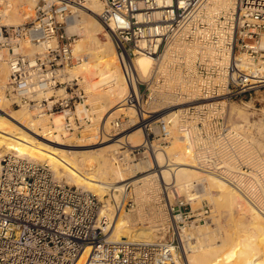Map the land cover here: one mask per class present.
<instances>
[{"label": "built area", "instance_id": "2783aa9c", "mask_svg": "<svg viewBox=\"0 0 264 264\" xmlns=\"http://www.w3.org/2000/svg\"><path fill=\"white\" fill-rule=\"evenodd\" d=\"M16 1L0 0V73L2 65L7 68L0 102L3 96L11 106L39 116L59 113L66 131L81 129L91 122L85 90L76 77L61 78L85 58L74 53L76 34L68 32L67 21L87 0H21L18 7L29 11L24 20L7 22ZM100 2L96 17L113 39L127 85L119 104L135 111L134 116L113 118L106 136L133 126L143 131L141 143L124 153L125 148L113 151L117 165L126 168L146 158L148 170L155 168L150 154L173 135L170 118L156 114L174 106L179 108L181 139L191 144L203 127L239 135L226 121L228 99L264 83L257 81L259 74L237 65L242 56L234 49L249 50L254 60L255 43L264 29V0H232L216 9L208 6L209 0ZM141 54L151 59L142 77L134 64ZM78 104L88 112L78 113ZM202 154L217 164L233 165L212 150ZM197 167L205 173L218 171L202 162ZM130 183L109 187L103 201L88 189L59 181L46 162L2 154L0 264H185L179 230L211 222V205L193 209L175 183L160 182L156 199L163 201L173 225L153 241L112 240L115 214L134 207L127 195Z\"/></svg>", "mask_w": 264, "mask_h": 264}, {"label": "bare ground", "instance_id": "6f19581e", "mask_svg": "<svg viewBox=\"0 0 264 264\" xmlns=\"http://www.w3.org/2000/svg\"><path fill=\"white\" fill-rule=\"evenodd\" d=\"M211 1L212 0H209L208 2L209 7L212 3ZM213 1L217 5L223 7L232 3V0ZM260 6L261 5H258V7ZM100 9V0H87L84 6L77 8L74 16L68 19V32H73L78 36L75 38L73 46L74 52L85 50L89 59L87 61L83 60V62L69 68L66 72L68 76H74L79 75V73L85 69L94 67L93 69H95L97 73L96 76H99H97V81L103 84L101 91L97 92L100 95L98 98L103 99L111 110L120 111L127 109L129 112L126 113V115L134 116L135 111L133 107L125 106L126 108H123V106L119 104V101L127 91V85L117 62L113 39L96 17V13H98ZM14 10L13 8L6 18L10 23H18L20 20V18L13 13ZM262 45L264 46V42ZM241 60L242 61L237 63L239 67L247 65V61L242 58ZM134 64L139 76L142 77L147 73L151 64V59L149 56L141 54L135 57ZM260 66L259 69H256V71H259H255V73H257V75L259 74V77H262L257 81H263L264 83V62L261 63ZM4 76V78H6L7 73L4 72ZM87 95H89L88 91ZM1 97L0 104L6 108V115L0 112V148L3 147L6 148V150L0 149V156L4 152L11 153L12 150L9 149L13 148L20 156L22 154V156H28L27 158L29 159L39 158L47 161L53 169L54 175L59 179L61 176H64L67 181L71 180L78 185L88 188L97 193L100 198H103V194L106 192L107 187H112L114 183L126 179L123 177L122 168L116 163L108 160L100 161L99 168H97V162L95 159L91 158L89 162L94 164L93 166L95 169L93 166V168H90L91 166L88 168L80 166L79 162L75 159L80 156L78 159L81 160L84 159V156L81 158V153L76 155L77 152L74 149H68L62 146V143L59 142L58 134L54 136V130L50 128V124L54 122V129H63L62 114H55L51 119L52 121H49L48 117H43L41 120L30 119L29 115H27L29 113L27 112H19L20 114L11 112L12 110L7 108L8 104H3V96ZM78 105H80L81 108H79L80 106L78 107ZM78 105V113L83 111L82 113L86 114V112H88L83 108L84 106L82 104ZM178 113L179 108L176 106L162 110L157 113L156 116L165 118L164 116L166 115V119L170 118V127L175 133L177 130L179 131L177 127ZM12 118L19 120L25 118V121H27L25 126L28 125L26 126L27 128L24 130L15 128ZM37 127L42 128L40 131L41 135L38 136L35 131ZM94 129L95 131L93 134L85 137L86 140H93L98 137V134L101 136L108 134H102L97 124H95ZM125 131L126 130L113 137L106 136L109 140H112V142H109V150L114 151L118 145L119 147H117L116 150L118 151L119 148H125L121 150L124 153L126 147L129 148L131 146L122 142ZM142 136L143 131L140 127L136 130H132L128 134L129 140L133 141L132 143L135 144ZM172 136H174V138L170 140L169 145L157 147L154 152L150 154L151 158L156 160L158 167L159 165L162 168L164 167L163 169L159 167V175L161 174L159 176L160 181L164 183L173 182L177 186V189L184 190L185 193L188 191L185 195H187V199H190V201L194 199L199 200L200 197L208 194L209 188L216 187L218 189L216 204L226 212L224 220H222L223 217L220 216L223 210H218L217 214L211 215V222L207 223L206 226L199 225L196 226L195 229H186L185 227L179 230L185 264H264V188L261 185L263 180L260 182L259 179L261 174L255 175L253 172L245 171L238 166H232L225 162L217 164L214 160L204 157V154H195L193 151L194 149L192 150V141L188 140L187 142V139H181V135L177 134V132ZM118 138L120 139L116 140ZM93 143L95 142H91V144ZM4 144L7 145L4 146ZM70 151L75 153L70 154ZM248 157L247 159L251 158ZM148 161L149 166L150 160ZM196 161L202 162L203 166L214 167L218 170L217 174L203 172L197 167ZM134 167L135 169L137 168L136 166ZM102 175H104L103 178L99 179ZM152 175L153 174H146L139 178L145 180L144 183L142 182L143 184H148ZM135 182L137 181H132L130 185ZM193 182H197L201 185L200 188L202 192L200 194H195L196 192L190 191ZM117 186L119 187V185ZM142 189L143 188H141L140 192ZM244 198L246 200H244ZM127 218L128 217H126L123 212L115 214L113 225L110 229V239L119 240L127 238L153 241L157 238L155 228H151L150 226L134 227L131 225V222L129 223Z\"/></svg>", "mask_w": 264, "mask_h": 264}, {"label": "rangeland", "instance_id": "374dc122", "mask_svg": "<svg viewBox=\"0 0 264 264\" xmlns=\"http://www.w3.org/2000/svg\"><path fill=\"white\" fill-rule=\"evenodd\" d=\"M211 2L212 3L210 5V7H212L213 9L223 7V6L217 5L213 0ZM20 3H21V0H17L15 2L16 8H14L15 10L13 12L20 18L19 22L23 21L24 20V14L29 12V11H26V13H23V10L26 9L27 6L18 7L19 6L18 4H20ZM84 12H86V11H84ZM77 37L78 36L76 35L75 38H77ZM74 42H75V40H74ZM263 42H264V29L260 32L259 36L257 37V42L255 43L258 52L255 55L254 60H252V56H251L249 50H247L245 48H238V47L234 49V52H235L237 57L240 55V56H242L241 57L242 59L247 61V65L240 66L241 69H245L247 71H253L254 70V72L256 71V69H259V66L261 65V63L264 62V46L262 45ZM85 52H86L85 50H79V51H76L74 53L76 55L77 54L85 55V58L83 60L87 61L89 59V57H87V54ZM246 66H248L249 68ZM5 67H6L5 65L1 66V73H0V82L1 83H3V81L5 79L4 78L5 77L4 72L7 73V71H6L7 68H5ZM71 67H73V66H71ZM71 67H68L65 70V72L68 71L69 68H71ZM93 68L85 69L84 71L79 73V75L68 76V78L76 77L80 86L84 88L85 93H86V101L85 102L88 104L90 103L89 104V109H90L89 115H91V122L88 123L86 126L82 127L81 129H78L74 132L66 131L64 128H63L64 130L62 128H61L62 130H60V128L54 129V122H52V123L50 122L51 123L50 128L53 129L54 130L53 132L55 133L53 135L55 136L58 134L59 142L62 143V146L67 147L68 149H74L77 152L76 155L81 153L82 154L81 158H83V156H84V159H81V160L78 159V158H80V156H78V158L75 159V160H77V162H79L80 166L83 168H88L90 166H91L90 168L94 167L93 166L94 164L89 162V160L91 158L95 159V161L97 162L96 163L97 168H99L100 161L108 160L110 162H114V160L112 158L113 151L109 150V148H110L109 142H112V140H109L106 137V135L101 136L100 134H98V137L94 138L93 140L92 139L86 140L85 137H87V135L93 134V132L95 131V129H94L95 124H97V126L99 127V130H100V132H102V134L110 133L111 120L117 116L122 117L123 115H125L126 113L129 112L127 109L120 110L121 112L111 110L110 107L107 105L106 102H104L103 99L98 98L100 95L97 92L101 91L103 84L97 81L99 76L98 75H97L98 77L96 76L97 73H96L95 69H93ZM258 71H256V72H258ZM65 72H64V77L61 79H66L67 72L66 73ZM87 91L89 92V95H87ZM87 99H89V100H87ZM3 104H6V105L8 104L7 108L9 110H12L11 112H13L14 114H16V113L20 114L19 112L29 113L27 115H29L30 119L32 118L35 120H41L43 117H48V119L50 121L55 115V114H51V115L39 116V115L35 114L34 111H32L30 109H26L25 107L11 106L9 104V101L6 99L3 100ZM227 105L230 107V109H229L228 116L226 117V121L234 127L235 131L239 132V135H237V134L231 135V136L226 135L227 133L223 128L215 129V127L214 128L213 127H203L201 129H198V131H197L198 132L196 135L197 140L192 144V150L194 149L193 151L195 154L207 153V152H210L212 150V151L218 153L217 156L221 160L224 159L226 162L228 161V162L232 163L233 165L241 166L243 170H244V168L247 171L251 170L250 172L255 173V175L261 174V177L259 179H260V182L263 180L261 182L262 183L261 185L264 188V179H263L264 178V172H263L264 171V169H263L264 168L263 167L264 166L263 165L264 164V85L261 87L250 89V90L245 91L239 95L230 97L228 99ZM79 106L80 105H78V107ZM79 108H81V106ZM15 110H18V111H15ZM0 112L3 115H6V108L4 106H2L1 104H0ZM164 117L166 118L167 116L165 115ZM12 120L14 122L15 128H17V129L24 130L25 128H27L26 126H28V125L25 126V124H27V121H25V118L22 120L12 118ZM108 120H109V124H108ZM62 123H63V117H62ZM130 128L126 129V131L123 135L124 138H123L122 142L127 143L128 146L138 145L139 143H141L143 136L136 142V144L132 143L133 141L129 140L128 134L132 130L138 129V127L133 126ZM38 130H39V132H38ZM41 130H42L41 127H37V129L35 130L37 133V136L41 135V132H40ZM176 132L179 135H181L180 133H182V131H178V130ZM176 132L175 133L173 132V134H176ZM43 136H45V135H43ZM54 136H51V137H54ZM173 138H174V136H172V138L170 140H173ZM119 139L120 138H118L116 140H119ZM170 140L167 143L162 144V146L169 145ZM91 142H95V143L91 144ZM6 145L7 144H4V146H6ZM117 147H119V146L117 145ZM117 147L115 148V150L117 149ZM0 149L6 150V148H3V147H1ZM9 150H12L11 153H15V152H16L15 154L18 153L13 148L9 149ZM4 153H6V152H4ZM4 153H2V154H4ZM69 153L71 154V153H75V152L70 151ZM17 155H19V154H17ZM21 156H22V154H21ZM223 156H224V158H223ZM245 156H247V157L249 156L251 158L254 157V158L251 159L248 157L249 159H247V157H245ZM24 157H28V156L24 155ZM32 159L33 160L36 159L35 161H38V162H46L49 165L50 169L53 171V169L51 168L50 164L47 161L41 160L39 158H32ZM145 160H146V158H141V159L137 158L133 162V164L135 163L134 165L132 164L126 168L120 166L122 168L123 177L126 179L123 181L114 183V185L117 186V185H120L124 182L137 181V182H135L129 186V190L127 192L128 197L134 202V207L129 211L126 210L123 214H125L126 217H128L127 219L129 220V223L131 222V225L134 227L150 226L151 228H155L156 229V237H158L160 235H163V233L167 230V227L169 225H173L174 221L172 220V218L168 214V211H167L166 207L164 206L163 201H159L158 196L156 199V195H158V193H159V184H160V182H162L159 179V176L161 175V174L159 175V170H160V168L163 169L164 167L162 168L159 165V167H160L159 168L155 162L156 160L153 159L155 169H149V171H147L149 168L148 167L149 161L148 160L145 161ZM257 160L259 161L260 165L258 164ZM197 162L198 161H196V165H197ZM134 166H136L137 168L135 169ZM94 169H95V167H94ZM53 173H54V171H53ZM146 174H153L150 177V181H149L151 183L148 182V184H143L145 182V180H142L140 178ZM103 176L104 175L99 177V179H102ZM55 177L59 181L85 188L84 186L78 185L74 181H71V180L67 181L64 176H61L60 179L56 175H55ZM193 183L196 185L192 186L193 188L191 187L190 191L196 192L195 194H200L202 192L201 188H200L201 185L198 184L197 182H193ZM147 185H149V186H147ZM108 188L109 187H107L106 192H104V194H103V201H105V198H107L106 194L108 192ZM137 188H138V190H137ZM141 188H143L141 191L142 193L140 192ZM85 189H88V188H85ZM145 189H146V191H145ZM179 191H180L179 192L180 195L188 198L187 195H185L188 191L186 193L184 190H179ZM136 192H138V193H136ZM217 199H218V189L216 187H211L208 189V194L203 195L202 197H200L199 200L194 199L191 201L190 200H187V201L190 202L193 209L198 208L199 206H201L204 203H208L213 208L212 209L213 214H217L218 210H220V211L223 210L222 208H220L216 204ZM244 200H246V199L244 198ZM225 213L226 212L223 210V212L220 214V216L223 217L222 220L225 219L224 218ZM207 223H209V222H207ZM207 223H200V224H196L193 226H188V227H186V229H189V228L195 229V227L199 226V225L206 226ZM151 238H153V237H151Z\"/></svg>", "mask_w": 264, "mask_h": 264}]
</instances>
